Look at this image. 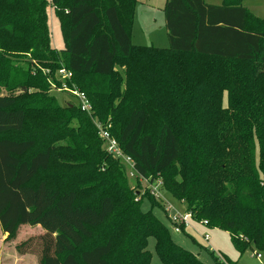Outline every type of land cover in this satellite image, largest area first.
I'll list each match as a JSON object with an SVG mask.
<instances>
[{
	"label": "trees",
	"instance_id": "trees-1",
	"mask_svg": "<svg viewBox=\"0 0 264 264\" xmlns=\"http://www.w3.org/2000/svg\"><path fill=\"white\" fill-rule=\"evenodd\" d=\"M247 1L166 0L162 50L132 45L136 0H0V229L8 238L23 225L43 230L21 254L40 264H150L152 238L161 264H203L173 243L149 194L151 209L141 211L97 121L110 125L137 182L161 177L239 255L264 253V17ZM49 4L64 36L59 51ZM62 68L91 115L50 96ZM113 214L102 242L86 248ZM116 243L138 250L113 257Z\"/></svg>",
	"mask_w": 264,
	"mask_h": 264
},
{
	"label": "rangeland",
	"instance_id": "rangeland-1",
	"mask_svg": "<svg viewBox=\"0 0 264 264\" xmlns=\"http://www.w3.org/2000/svg\"><path fill=\"white\" fill-rule=\"evenodd\" d=\"M166 0H136V4L133 12V20L128 29L130 40L135 47H154L157 49H168L169 44L166 36L164 12L163 8ZM216 0H206L211 4ZM244 6L250 9V11L260 17H264V0H249L244 3ZM47 23L50 30V44L56 50L64 48V36L61 27L55 17V11L50 4L46 9ZM121 74L122 70L116 68ZM50 96L55 98L57 103L61 106L71 103L77 105L76 100L68 93L59 92L53 89ZM225 103V100H223ZM225 106V104H224ZM223 106V107H224ZM27 135V131L21 134L11 135L14 139L24 138ZM161 178V177H159ZM162 179V178H161ZM128 181L129 189L134 193H137V199L140 202L145 197L142 190L138 188V182L135 179ZM165 193V198L171 205V213L175 212L184 213L185 206L181 202L173 200L168 193ZM148 196V195H147ZM154 199V198H152ZM166 200V201H167ZM157 205L161 208H154L152 210L154 217L162 225H166L170 232V237L174 244L179 246L184 251L192 254L197 260L203 264H215V259L220 264H264V253H256L255 251L247 250L243 255H239L232 243L230 236L227 232L219 229H209L200 226L198 220H194L191 224V228L185 233L175 234L170 230L169 223L167 221V214L164 211V203H160L154 199ZM142 212H147L151 209L148 200L143 199L140 207ZM168 214V215H169ZM116 215L113 214L108 218L106 226L98 229L94 232V237L85 243V247L89 248L95 244L101 243L103 233L110 223L115 219ZM189 232V233H188ZM43 230L39 226L23 225L17 228V231L13 238H8L6 234L0 229V264H40L38 257L34 254H21L18 251V247L27 240L41 235ZM208 236V241L203 240V236ZM127 239V238H126ZM148 245H146L147 251L150 253V264H161L154 250V240L152 238L147 239ZM92 241V242H91ZM123 244V243H122ZM115 244L113 249V257L118 250H122L126 253L124 256L128 257L137 252L136 247H126L124 245ZM131 248V249H129ZM256 254L261 256V261H258ZM132 260V261H136ZM112 261H116L112 259Z\"/></svg>",
	"mask_w": 264,
	"mask_h": 264
},
{
	"label": "built area",
	"instance_id": "built-area-1",
	"mask_svg": "<svg viewBox=\"0 0 264 264\" xmlns=\"http://www.w3.org/2000/svg\"><path fill=\"white\" fill-rule=\"evenodd\" d=\"M57 79L61 82L62 88L55 90L59 92H64L70 94L77 102V106L79 109L86 113L87 115L92 114V106L89 102V100L86 98V96L79 92L78 90L68 88L66 86V82L71 79V73L69 71H66L64 68L58 70L56 73ZM95 128L97 131V136L101 139L103 142V150L108 155L112 156L116 161L120 162L126 170V175L128 179H137V174L135 172L134 168V162L132 159L128 156H125L121 149L119 148L118 143L115 141V139L110 135L109 129L110 125H102L100 122H94ZM138 182L141 184V190L145 194H149L150 197L154 198L160 203H164V211L167 214V221L170 226V230L173 231L175 234L185 233L188 231V229L191 228V224L194 220L193 214L189 211H186L184 213H178L175 212L173 214L171 213V205H169L168 200L165 198V193L163 192V182L160 178H157L155 180H149V179H142L139 178ZM167 200V201H166ZM136 202L138 199L136 198ZM169 214V215H168ZM201 227H206L207 222L201 221L199 222ZM208 236H203L204 241H208ZM256 258L258 261H261V256L256 254Z\"/></svg>",
	"mask_w": 264,
	"mask_h": 264
},
{
	"label": "crops",
	"instance_id": "crops-1",
	"mask_svg": "<svg viewBox=\"0 0 264 264\" xmlns=\"http://www.w3.org/2000/svg\"><path fill=\"white\" fill-rule=\"evenodd\" d=\"M220 3V0H216L215 2L211 3V4H214V5H218ZM250 10V9H249ZM164 22H165V19H164ZM166 226V225H165ZM167 227V226H166ZM189 233V232H188Z\"/></svg>",
	"mask_w": 264,
	"mask_h": 264
}]
</instances>
